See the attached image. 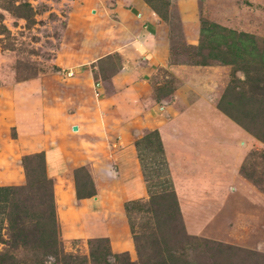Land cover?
<instances>
[{
	"label": "rangeland",
	"instance_id": "1",
	"mask_svg": "<svg viewBox=\"0 0 264 264\" xmlns=\"http://www.w3.org/2000/svg\"><path fill=\"white\" fill-rule=\"evenodd\" d=\"M87 1L0 0V157L6 161L0 163V186L23 188L17 198L24 196L42 175L35 155H43L65 254L87 256L86 241L105 238L112 254L126 253L134 263L138 253L159 262L171 249L177 261L264 264V140L246 130L264 135V67L191 69L198 60L184 42L178 11L183 0H138L164 25L167 65L152 73L145 51L125 60L116 52L132 47L108 11L102 9L87 25L83 45L72 39L67 32L81 30L79 20L90 15ZM189 1L202 26L264 41V0ZM120 2L122 13L130 9L129 0ZM152 33L151 45L158 50L160 34L155 28ZM206 83L211 104L182 103L203 94ZM190 107L199 109L197 115L185 122L178 118L179 108ZM193 125L210 130L200 135L208 147L197 152L209 163H179L191 160L178 139L182 128ZM153 130L164 136L170 167L162 147L160 155L155 146L140 143ZM134 142L146 184L134 163ZM58 149L65 163H45ZM161 158L178 214L158 184L163 175L153 161ZM185 165L206 167L213 176L186 184L180 176ZM91 186L92 197L75 200V188L85 194ZM178 189L184 191L181 200ZM191 192L195 199L187 196ZM183 234L212 242L206 245L211 251L201 241L191 243L192 251H181ZM158 249L165 252L156 257Z\"/></svg>",
	"mask_w": 264,
	"mask_h": 264
},
{
	"label": "crops",
	"instance_id": "2",
	"mask_svg": "<svg viewBox=\"0 0 264 264\" xmlns=\"http://www.w3.org/2000/svg\"><path fill=\"white\" fill-rule=\"evenodd\" d=\"M85 3L92 9L90 11L89 17L83 15L79 20V23L81 24V30L72 27L73 32H67L69 35L74 36L72 39L75 42H77V39L79 40L80 46L83 45L86 41L87 29L89 28L87 25H90L95 20L96 15V19H98L99 14H101V10L103 9L105 13L106 11H108V14H111L114 17V21L120 24V28H122L126 33V39H129L128 43L129 45H131L132 51L131 49H129L128 51V49H125L123 47L116 50V52H118L122 59H132L133 55H141V53L145 51L146 56L150 59V61H152L153 64V66L151 67L152 73L154 72V69L152 68L162 66L164 67L167 65L168 47L167 43H165L166 36L163 28L164 25L159 23V21L155 19V17H153L154 15H151L146 7H144V5H142L138 0H129L128 3L130 5V9L124 10L123 12L125 13H122V10L120 8L123 5L121 4L120 0H88ZM109 4L112 5L111 9L106 8ZM193 9V3L189 0H183L178 5V11L180 12L181 21L180 25L182 27L181 29L184 42L194 50L196 60H198L195 65H192L190 67L191 69L195 70L199 67H205L210 64L222 67H233L241 65L264 67V41L256 39L249 33H235L232 31H229L227 33L222 32L219 31V29L213 24H206L202 26L200 24V21H198L195 15L192 14ZM143 22L145 23V26L144 30L142 31L141 24ZM154 28L160 34L159 41L157 42L156 46L158 50L153 48L151 45L153 44L151 43V41L153 40L154 33H152V29ZM80 46L78 49H80ZM127 63L128 62H126V64ZM169 69L173 70L172 68ZM202 86L203 89L200 88V90L203 94H200L197 97L195 96L194 99H184L182 103L186 100V102L190 101V104L194 105L198 103L211 104L212 98L208 91L205 89L206 87H209V85L206 83L202 84ZM178 102L180 103L181 101L179 100ZM196 108L190 107L181 111L179 108V112H177L178 118H181L184 121L191 114H193L194 116L197 115L199 109ZM206 108L210 116H220L214 108ZM193 127L194 125L191 127H184L180 131L183 137L179 138L178 142L182 147H184V150L188 155L190 152L192 153V155L190 161L186 159L184 162L180 161L179 163H209L207 161V158L203 159V156H200V154L197 152H200L208 147L207 143L200 138V135H208V131L210 130L208 129L203 132L202 130L199 131L197 128ZM193 130L199 133V135H196L197 133H194ZM159 140L161 143V147L165 150L166 158L168 161L167 163L170 167L172 165L168 160L167 147L165 145V140L162 133L160 134ZM133 149L135 159L134 163H136L139 167L136 150L134 147ZM193 153H195V159ZM50 156L46 155L45 163H56L57 166H59L60 163H65L63 153L59 149L54 150L53 154H51ZM0 163H6V161L4 162V160L0 157ZM86 163L90 162L87 160ZM108 163L110 162L108 161ZM204 168L206 167H199V165L196 167H189L188 165H185L180 170L181 179H185L184 183L188 184L193 182V180L195 179L201 178L203 181L204 177L213 176L211 171L205 173ZM208 170H210V168ZM183 192H180V189H178L177 195L179 199L180 193L183 194ZM193 193L194 192H191L187 196L191 197L192 195L191 198L195 199ZM75 200L78 199H76L75 197ZM186 223L188 224V222Z\"/></svg>",
	"mask_w": 264,
	"mask_h": 264
},
{
	"label": "trees",
	"instance_id": "3",
	"mask_svg": "<svg viewBox=\"0 0 264 264\" xmlns=\"http://www.w3.org/2000/svg\"><path fill=\"white\" fill-rule=\"evenodd\" d=\"M246 130L256 139L264 140V135L258 136L256 133L250 132L249 129L246 128ZM140 143L146 148L155 146L158 153L162 155L161 143L155 130L148 132ZM138 146L139 144L134 142L140 173L144 184H146V171L139 160ZM35 157L41 160L42 175L40 179L35 181L34 188L33 183L28 184L25 195L17 198V191H21L23 188L0 186V245L3 246L0 250V264H196L195 262L174 260L175 253L171 251H176L171 249L170 253L166 251L167 258L162 257L159 262H151L150 258H141L142 256L140 257L137 250L138 262L134 263L129 261L126 253L112 254L105 238L88 239L86 241L87 256L65 254L56 217L52 181L45 175L43 155L39 153ZM161 162H163L162 158L159 161H153V165L156 164L155 172L157 175H163H160L162 179L159 180L158 184L162 192L170 194L168 195L172 197L178 214L172 185L163 171L164 168L163 170L160 169ZM145 190L147 195L151 196L146 185ZM93 195L92 186L91 191L85 194L80 193L75 188V197L78 200L90 198ZM34 205L40 212H36L37 209L33 207ZM3 225H6L7 241L2 239ZM183 238L185 244L179 248L181 251H192L191 243L198 241L204 244L203 249L211 251V249L206 248V245L212 243L208 240H198L186 234H183ZM227 249L232 248L227 247ZM161 251L160 249L157 250L156 257L162 256L165 252ZM21 255H26L28 258L25 257L26 259L20 260L19 256ZM226 257L228 258V256ZM241 264L244 263L241 262Z\"/></svg>",
	"mask_w": 264,
	"mask_h": 264
},
{
	"label": "water",
	"instance_id": "4",
	"mask_svg": "<svg viewBox=\"0 0 264 264\" xmlns=\"http://www.w3.org/2000/svg\"><path fill=\"white\" fill-rule=\"evenodd\" d=\"M71 130L72 131H76L77 130V127L76 126H73V127H71Z\"/></svg>",
	"mask_w": 264,
	"mask_h": 264
}]
</instances>
